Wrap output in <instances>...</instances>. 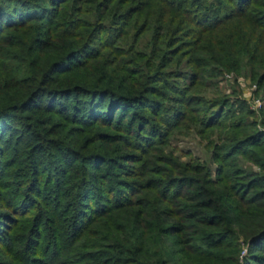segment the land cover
Returning a JSON list of instances; mask_svg holds the SVG:
<instances>
[{
  "label": "trees",
  "instance_id": "1",
  "mask_svg": "<svg viewBox=\"0 0 264 264\" xmlns=\"http://www.w3.org/2000/svg\"><path fill=\"white\" fill-rule=\"evenodd\" d=\"M230 73L264 101V0H0V264H264Z\"/></svg>",
  "mask_w": 264,
  "mask_h": 264
},
{
  "label": "rangeland",
  "instance_id": "2",
  "mask_svg": "<svg viewBox=\"0 0 264 264\" xmlns=\"http://www.w3.org/2000/svg\"><path fill=\"white\" fill-rule=\"evenodd\" d=\"M243 78H226L225 75L219 78L220 90L229 94L233 90H238L248 101L252 98L251 87H254V83L249 80V78L242 76ZM254 94V93H253ZM210 95V94H209ZM172 145L182 152L190 151L195 157L204 161L208 160V152L204 148L202 142L199 141V138L196 135L187 134L182 136L179 140L173 141Z\"/></svg>",
  "mask_w": 264,
  "mask_h": 264
},
{
  "label": "built area",
  "instance_id": "3",
  "mask_svg": "<svg viewBox=\"0 0 264 264\" xmlns=\"http://www.w3.org/2000/svg\"><path fill=\"white\" fill-rule=\"evenodd\" d=\"M225 77L226 78H232L234 77V74L233 73H230V74H225ZM252 90V98H250V100L248 101L251 105V108L253 110H255L256 112H259L260 108L263 107L264 105V101L260 98V97H257L255 96L254 91L256 90V85L254 84V87H251L250 91Z\"/></svg>",
  "mask_w": 264,
  "mask_h": 264
}]
</instances>
